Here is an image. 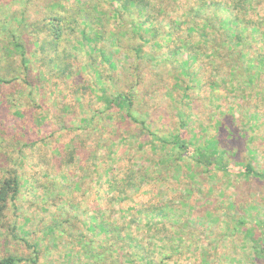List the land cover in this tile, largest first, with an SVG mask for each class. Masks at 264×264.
Returning a JSON list of instances; mask_svg holds the SVG:
<instances>
[{
    "label": "rangeland",
    "instance_id": "374dc122",
    "mask_svg": "<svg viewBox=\"0 0 264 264\" xmlns=\"http://www.w3.org/2000/svg\"><path fill=\"white\" fill-rule=\"evenodd\" d=\"M49 1L36 0L37 3H40L39 9H34L35 5H32L31 9L26 11L27 16L31 19L41 18V14H43L41 10ZM150 1L157 5L158 9L163 10L162 18L167 16L174 19L175 22H180V20H189L192 17L197 20L195 16L200 14L203 5L208 2H225L226 0H180L174 5L168 3L175 0ZM252 1H254V8L247 14L256 22H263L261 28L264 29V0ZM67 2L71 3L72 0ZM80 2L86 4L88 0ZM114 7H111V10ZM177 7L179 11H176ZM190 7L193 9H189ZM140 17L142 28L147 27L148 23L145 21H151L154 28H157L156 35L160 34L166 26L165 21L162 20L159 24L146 14L142 15L141 13ZM122 28L123 30L120 29L121 41L118 44L122 47L118 49L112 47L115 50L114 66L112 67L115 72L114 78L110 79L109 72L106 74L108 80L105 78V65L100 58H92L91 64L103 66L101 73L104 87L114 83L113 85L118 91L133 93L134 89H131V86L134 83L137 84L133 69L138 61V56H140L139 60L142 62H139L144 73L141 76L140 86L135 87L136 95H134L133 103L134 107L138 106V109L134 115L136 120L150 123L151 132L155 137H149L152 141L148 144L149 139L146 138L147 134L142 126L130 118L119 116L116 113L119 111L117 108H110L106 111V113L109 112L116 116L112 121H106L107 115L102 113L101 125L96 130L90 127L86 130L85 123L81 125V129L78 130L80 136L75 141L72 133L69 135L64 132L61 135V139L66 144L65 151L61 153L64 156L59 158L57 154L55 161L59 159L54 164L57 166L69 161L68 164L65 163L58 169L67 180L62 181L63 186L66 183L68 185L73 181H79L80 189L76 191V197L72 202L74 205L79 204L78 209L63 205L68 195L55 201L45 197L39 201L29 194L26 199L16 202L18 208L16 215L24 216L22 220L18 218L21 222L17 226L28 231L26 241L29 244L35 242L38 245V261L46 264H87L88 259L79 253L78 237L87 235L89 238L94 237L95 239L98 229L90 231L88 219L79 218L77 214L80 215L84 210L90 211V214L94 215L98 222L102 218L108 224L125 230L126 235L131 237L128 240L129 245L139 242L145 248L146 254L156 260H160L159 256L156 257L157 250L164 249L169 242L176 247L175 252L169 251L168 253L173 264H189V262L190 264L191 262L195 264H250V261H255L254 245L251 242L255 238L256 240L264 239V74L261 82H258L259 77L255 79L256 70L247 66L245 74L254 76L252 82L248 80L231 81L224 75L227 72L226 66L222 69V63L229 60L226 56L220 64L219 72H214V68L211 67L213 64L209 61L213 54L205 51L202 48L204 45L194 44L191 40V37H194L196 33H192L187 41L184 39L188 36L187 25H181L184 36L182 41H185V44L191 43L192 45L193 43L196 46L194 48L198 49L199 57L207 68L204 77L196 72L200 64L191 61L190 53H186L185 49L171 53L172 43L169 48H166L165 53L155 46L154 41L157 40V37L151 35V30L144 33L137 26L132 30L127 24ZM114 30L105 29L101 36L108 40L112 36L111 32H115ZM80 34L81 32L76 33L77 41L80 40ZM166 39L167 36L161 38L162 41ZM61 42L67 44L65 39ZM248 44L251 46L253 42L249 40ZM6 45L8 46V44ZM60 45L48 53L49 56L44 58L43 64L36 63V67L44 73L42 79H45L38 93L45 96H48L55 87L52 80L56 79L58 82L51 70V65L53 62H57L58 58H62L64 55L68 56L65 48ZM68 45L71 55L68 58H62L60 67L65 68V73L68 72L69 77H72L61 79L62 93H53L50 97L63 104L61 106L63 109L59 114L69 115L76 121L78 118H83L89 110L98 108L104 101H102L103 97H101L99 88L92 90L93 88L90 89L91 86L88 85V81L92 77V75L88 77L86 74L89 69H82L90 62V48L88 45L79 47L75 41H71ZM151 56L156 58L152 60ZM214 60L216 61V58ZM187 61L189 63L186 65ZM177 74L184 76L180 84L175 78ZM211 77L210 82H205L207 78ZM210 83L217 84L219 87L221 102L215 107L207 99L212 91L207 85ZM17 97L22 103L20 106L23 105L21 108L24 111V122L30 131L35 122L31 117L30 109L26 107L36 99L35 97L31 98L30 101L27 95H21V93L19 96L15 94L13 99ZM73 104L77 107H70ZM179 110L183 115L181 122L185 130L181 136H184L188 148L191 147V144L200 145L201 142L196 135L204 131L212 121L221 120L224 122L225 129V133L221 136V146L228 150V154L234 158L233 162L250 164L253 170L262 174L263 177L254 179L246 174L229 172L223 174L207 171L192 162L189 157L179 156L176 150L177 146L165 143V140H170L171 134L179 133L181 130L178 121ZM2 119L5 126L10 127L14 122L8 114ZM192 128L194 131L191 130ZM11 132L14 134V129H11ZM155 148H157L156 151H154ZM73 149H75V155L71 157L69 151ZM50 150V146L44 147L45 152H50ZM188 150L191 151L192 148ZM168 151L171 152L168 153ZM28 152L30 151H27L29 155ZM38 156L42 157L43 152L39 151ZM102 158L105 162L104 165L110 168L108 177L122 178L119 189L124 194L119 201L113 198V189L108 187L107 181L105 182L104 178L99 179L91 171L92 166H96ZM80 160L86 161L81 162ZM25 166L22 162L21 167ZM81 200H83L82 204L79 203ZM44 203L51 206L50 209H43ZM230 203L242 205L243 208L238 209L239 213L246 216L249 214L246 219L247 223L239 222L234 234L230 229L238 215L234 213L235 210L225 212L223 209ZM57 204L61 205V209L57 207ZM152 206L161 207L167 217H155L150 223H147L149 217L142 211ZM63 210L72 218L73 215L75 216L76 231L65 230L64 228L68 226L66 223L55 226V222L58 221L55 216L61 214ZM152 212L157 213L154 210ZM229 214H231L230 217H228ZM30 215H32L30 218L32 221L28 224L24 218ZM231 217L234 218L233 222L230 221ZM155 225L164 227L165 230L152 237L149 234L153 233L152 227H156ZM4 227L9 230L11 224H5ZM48 227H53V230L48 231ZM0 230L3 231V228ZM13 233L16 231L14 230ZM246 233H250L251 236L248 237ZM3 236L0 234V246L5 249H0V257L8 249L10 252L16 251L18 257L37 258V256H33V250L27 248L24 242L15 241V239L5 242ZM15 236L22 237V235ZM51 245L53 246L51 247ZM127 248H129L128 245ZM130 250L131 255L125 248V256L121 258L120 264H146L144 260L141 263L134 257L137 250L132 248ZM65 254L72 256L68 258ZM262 263L264 264L263 260Z\"/></svg>",
    "mask_w": 264,
    "mask_h": 264
},
{
    "label": "trees",
    "instance_id": "16d2710c",
    "mask_svg": "<svg viewBox=\"0 0 264 264\" xmlns=\"http://www.w3.org/2000/svg\"><path fill=\"white\" fill-rule=\"evenodd\" d=\"M67 1L50 0L45 3L43 10H41L43 13L41 14V18L31 19L27 16L26 11L27 9H31L32 5H35L33 6L34 9H39L40 3H37L36 0H0V228H3V231L0 230V234L5 236H3L5 242H11L12 239L24 242L27 248L33 250V256H37V258L33 259L18 257L16 256V251L10 252L6 249L4 255L0 257V264H46L38 261V245L35 242L29 244L26 241L25 238L28 235L26 234L28 231L24 230L21 226H17L21 222L19 220H22L24 217L23 215H16V210H18L16 202L18 200L26 199L29 194L32 198L35 197L39 201L43 200L42 198L44 197L55 201L68 195L63 205L66 204L69 207L73 206L75 210L78 209L79 204L76 203L74 205L72 202L76 197V191L80 189L79 181H73L71 184L68 183V185L66 183L63 186L62 181L67 180L58 168H61L67 162H63L57 166L54 164L59 158L64 156L61 154L66 149V144L61 139V135L64 132L69 135L72 133L75 141L80 136L78 135V130L81 129V125L85 123L86 130L89 127L96 130L101 125L102 113H106L110 108H117L119 111L116 113L119 116L130 118L133 122L139 123L142 126V129L147 134L146 138L149 139L147 141L148 144L152 141L149 137H155L154 133L151 132L150 123L138 121L134 115L138 109V106L134 107L133 103L135 99L134 95H136L135 87L140 86L141 76L144 73L140 63L142 60H139L140 56H138V61L135 63L136 66L133 69L137 81V84L134 83L131 86V89H134L133 93L118 91L113 85L114 83L105 86V88L101 73V67L103 66H93L91 64L93 62L92 58H100L102 62L104 61L105 78L107 72L110 73L109 77L111 80L114 78L115 72L112 67L114 66L113 56L115 50L112 47H116L115 49L122 47V45L119 46L118 44L121 41L120 29L123 30V25H129L132 30L137 26L144 33L151 30V35L157 37V40L154 41L155 46L165 51V53L167 51L166 48H169L172 43L174 46L172 45L173 50L170 51L171 53L185 49L186 53H190L191 61L200 64L196 72L202 74V77L207 72V68L201 61L198 49L194 48L196 46L193 43L204 45L202 48L213 54L209 61L213 64L211 67L214 68V72L216 73L219 72L220 64L224 56H226L229 60L222 63V69L226 66L227 72L224 75L230 78L231 81L248 80L252 82L254 76L245 74L247 66L250 69L256 70L255 79L259 77L258 82H261L262 75L264 74V29L261 28L263 22H256L254 18L249 17L247 14L249 10L254 8V1L226 0L225 2H208L203 5L200 14L195 16L197 20H194V17H192L189 20H180V22H175L174 19L167 16L166 18H162L163 10L161 8L158 9L157 5L152 4L150 0H88L89 3L87 2L86 4L80 2L81 0H72L71 3ZM179 1L175 0L168 4L174 5L177 2L179 3ZM113 6L115 7L111 10ZM189 9L192 10L193 7ZM176 11H179L178 7ZM160 12L161 14H159ZM141 13L142 15L146 14V16H149L159 24L162 20L165 21L166 26L164 30L156 35L157 28H154L151 21H145V23H148L147 27L142 28V22L140 21ZM181 25H187L186 33L188 36L184 38L186 41L192 33H196L194 37H191L193 41L192 45L191 43L185 44V41H182V37L184 36L182 35L183 28H181ZM105 29L109 31L115 29V32H111L112 36L108 40L101 36V34H104ZM78 32H81V34L80 40L77 41L76 33L78 34ZM163 36H167L165 41L161 40ZM169 36L170 38L168 39ZM64 39L67 42L66 45L65 42H61ZM249 40L253 42L251 46L248 44ZM71 41H75L79 47L88 45V48H90V62L84 65L82 69H89L86 71V74H88V77L91 75L92 77H90L88 85L89 87L91 86L90 89L93 88L92 90L99 88V92L102 94L101 97H103L102 101H104L103 104L100 103L101 105L98 108L89 110L83 118H78L76 121L69 115L59 114L63 109L61 107L63 104L50 97L53 93H62L61 79L72 77H69L68 72L65 73V68L60 67L62 58L65 59L71 55V51L68 49V43H71ZM58 45L65 48L68 56L64 55L62 58H58L57 62H53L51 65V70L58 79V82H56V79L52 80L55 87L49 92L48 96H45L38 93L45 79H42L44 73L40 68L36 67V63L43 64L44 58L49 56L48 53L55 50ZM150 58L154 60L156 57L151 56ZM214 58H216V61ZM187 63L189 61L186 62V65ZM175 78L177 79V83L180 84L184 76L177 74ZM211 79L212 77L207 78L205 82L208 83ZM207 85L212 90L207 96L208 102L214 107L218 106V103L221 102L219 87L213 83ZM20 93L21 95H27L30 101L31 98L35 97L36 99L26 107L30 109L31 117L35 122L30 131L24 122V111L21 108L23 105L20 106L22 103L19 97L13 99L15 94L19 96ZM76 100L78 99L76 98ZM70 107L75 108L77 105L73 104ZM5 109H8V112ZM179 111L178 121L179 125H181V130H179V133L171 134L170 140H165V143H169L167 145L177 146L176 150L179 156L189 157L192 162L207 171H216L223 174L227 172L246 174L252 176L254 179L263 177L262 174L255 172L250 164L233 162L234 158L228 154V150L225 147L221 146V136L225 133L224 122L221 120L209 123L204 131L196 135L201 144L194 146V144L190 143L191 147H189L192 150H188L190 148L187 147L184 136H181L185 130L181 122L183 115L181 114V110ZM7 114L11 117L12 122L14 120L10 127L5 126V124L3 125L2 118ZM106 115V121H112L116 118V116L109 114V112ZM11 129H14V134L11 132ZM47 145L51 148L50 152L44 151V147ZM172 149L175 150L174 148ZM74 150L69 151L71 157L75 155ZM27 151H30L28 152L29 155ZM39 151L43 152L42 157L38 156ZM17 152L18 154L16 155ZM170 152L168 151V153ZM57 154L59 158L55 161ZM173 160L176 161L175 158ZM22 162L26 165L24 168L21 167ZM104 164L105 162L102 158L96 166H92L91 171L99 179L104 178L105 182L107 181L108 187L113 189V198L119 201L124 194L119 189V184H122V178L108 177L110 175V168ZM126 178L128 177L126 176ZM82 201L79 203L82 204ZM97 202L98 199L96 200V204ZM50 207L47 203H44L42 206L43 209H50ZM57 207L61 209L60 204H57ZM239 208L243 207L236 203H230L228 207L225 206L223 208L225 212L235 210L234 213L238 215L236 222L233 223V227L230 229L232 234L237 231L239 222L241 224L247 223L246 219L249 216V214L246 216L243 213H239ZM152 210L157 213L154 214ZM144 212L149 217L147 223H150L155 217H167L161 207L152 206L142 211V213ZM90 213L88 210H84L80 215L76 213L79 218L88 219L87 223H89L90 231L98 229L96 232L97 238L95 239L94 237L89 238L87 235L78 237L79 253H82L88 259L87 264H120L121 258L125 256V248L129 255H131L130 248L137 250L134 253V257L141 263L144 260L146 264H173L168 253L169 251L175 252L176 247L169 244V242L165 245L164 249L157 250L156 257L159 256L160 260H156L146 254L145 248L139 242L129 245L128 240L131 237L126 235L125 230L108 224L102 218L98 222L96 217ZM31 217L32 215L24 218L27 221L26 223H31ZM74 217L73 215L72 218L70 214H66L65 210H63L61 214L55 216V219L58 220V223L55 222V226L66 223L68 226L64 228L65 230L76 231ZM79 218L78 222L80 221ZM233 220L234 218L231 217L230 221L233 222ZM9 223L11 224V228L7 230L4 226ZM163 224L165 225V223ZM47 229L48 231L53 230V227H48ZM152 229L153 233L149 234L152 237H155L154 235L156 234H161L165 230L164 227L161 228L159 226L152 227ZM14 230L16 233H13ZM246 234L248 237L251 236L250 233ZM15 235H22V237ZM252 243L254 245L253 253L255 261H250V264H263L264 239L256 240L255 238ZM127 245L129 248H127ZM1 248L2 250L5 249L0 246ZM65 256L71 258L72 255L65 254ZM191 264L195 263L191 262Z\"/></svg>",
    "mask_w": 264,
    "mask_h": 264
}]
</instances>
